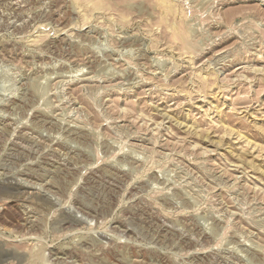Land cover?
<instances>
[{"label":"rangeland","instance_id":"374dc122","mask_svg":"<svg viewBox=\"0 0 264 264\" xmlns=\"http://www.w3.org/2000/svg\"><path fill=\"white\" fill-rule=\"evenodd\" d=\"M0 264H264V0H0Z\"/></svg>","mask_w":264,"mask_h":264},{"label":"bare ground","instance_id":"6f19581e","mask_svg":"<svg viewBox=\"0 0 264 264\" xmlns=\"http://www.w3.org/2000/svg\"><path fill=\"white\" fill-rule=\"evenodd\" d=\"M45 201V200H44Z\"/></svg>","mask_w":264,"mask_h":264}]
</instances>
